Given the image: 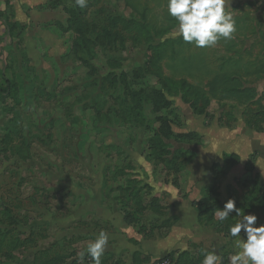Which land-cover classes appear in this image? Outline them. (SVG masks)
Here are the masks:
<instances>
[{
  "label": "rangeland",
  "instance_id": "rangeland-1",
  "mask_svg": "<svg viewBox=\"0 0 264 264\" xmlns=\"http://www.w3.org/2000/svg\"><path fill=\"white\" fill-rule=\"evenodd\" d=\"M19 2L0 0V264H93L88 243L101 231L111 243L122 237L100 207L118 205L156 237L177 222L174 194H197L193 234L203 243L169 253L167 264H201L214 250L230 264L246 234L229 228L243 213L264 224L252 201L264 196V179L227 151L230 131L264 110V76L248 66L264 51L256 27L243 23L231 40L197 48L176 35L168 0ZM225 8L237 23L240 6ZM9 19L23 31L10 34ZM223 72L255 100L222 99L220 82L211 92ZM229 199L241 216H208ZM111 249L102 264L144 262Z\"/></svg>",
  "mask_w": 264,
  "mask_h": 264
},
{
  "label": "crops",
  "instance_id": "crops-1",
  "mask_svg": "<svg viewBox=\"0 0 264 264\" xmlns=\"http://www.w3.org/2000/svg\"><path fill=\"white\" fill-rule=\"evenodd\" d=\"M19 3L20 5L32 7L42 2L41 0H20ZM227 3L231 5V8L240 6L241 10L238 14L247 15L252 25L259 26L260 31L264 32V0H227ZM259 58L262 59L263 56L260 55ZM262 93H264V86L260 88L259 95ZM241 127L243 129L238 131ZM241 127H238L237 131L231 130L232 134L227 136L229 145L227 151L241 157L244 161L243 165L250 166L249 171L254 170V174H259V177L264 179V121L261 124L260 131L248 127L245 123ZM203 185L199 184L198 192ZM167 191L171 195V190ZM197 199V194L194 196L171 195L173 215L177 222L174 226H170L163 235L156 237L149 235L150 230L148 228H146L144 234H141L138 233V229L136 230L135 227L126 224L118 205L106 209L100 207V209L108 212L101 216L110 222L114 234L122 236L116 243H111L108 240L105 253H112L111 246L116 244L118 249H129L130 255L133 252L143 255L144 262L142 264H154L171 252L188 250L190 243H203L193 234V226L198 223V212L195 205H193V202ZM112 213L114 215L112 218L115 221H112V218L108 219L112 216Z\"/></svg>",
  "mask_w": 264,
  "mask_h": 264
},
{
  "label": "clouds",
  "instance_id": "clouds-1",
  "mask_svg": "<svg viewBox=\"0 0 264 264\" xmlns=\"http://www.w3.org/2000/svg\"><path fill=\"white\" fill-rule=\"evenodd\" d=\"M226 0H168L169 16L178 22L176 35L185 43L197 48L215 47L221 40H231L236 32V21L233 15L225 10ZM81 9L87 6V0H75ZM241 216L235 201L229 199L224 208L215 213L220 221L227 220L230 213ZM256 214L243 213L242 218L229 228L233 238L241 237L244 230L246 239H235L237 251L229 258L230 264H264V224L257 226ZM107 232L101 231L96 239L86 246V254L92 258L93 264H102V256L108 245ZM85 253H80L82 260ZM222 256L215 250L204 253L201 264H221Z\"/></svg>",
  "mask_w": 264,
  "mask_h": 264
},
{
  "label": "trees",
  "instance_id": "trees-1",
  "mask_svg": "<svg viewBox=\"0 0 264 264\" xmlns=\"http://www.w3.org/2000/svg\"><path fill=\"white\" fill-rule=\"evenodd\" d=\"M6 5H7V2H5V6ZM7 7H8V5H7ZM11 12H12V10H11ZM4 13H5V11L3 10L1 12V9H0V14H1L0 16H2ZM7 18L13 19V12L10 15L7 14ZM236 18H237L236 20H238L237 21L238 24L236 23V26L242 25L243 23H245L246 25L250 24V26L252 24V22L249 20L247 15L243 16V14H242L240 16H237ZM10 19H9V21H11ZM5 23H6V26L8 27L7 29L10 31V34H12L13 30L14 29L16 30L15 27L17 26V22L16 21H11V22H8V23L5 22ZM255 27H256V32L259 33V41L264 43V32L260 31V27L259 26H255ZM24 28H25L24 26L20 27L16 31L18 33H20V32L23 31ZM260 55H262L263 58L260 59L258 57V60H259L258 64L254 65V64L248 63V66L253 68V72L254 73H258L261 76H264V51ZM230 61L231 62H236L237 60H232L231 58H229L228 62H230ZM228 74H230V73L223 72V73L219 74V75H222L220 78H217V77L216 78L215 77L212 78V80L207 83V85L209 87V90L211 92L216 91V83L220 82L223 85L220 88V93H221L222 99L232 100V101L236 102L238 105L241 104V103H243V104L251 103V101L255 100V98L257 96V91H255L253 88L242 86L236 80H234L233 77L232 78L229 77ZM260 96H264V93H262ZM130 111H131V109H130ZM257 115H259V117H260L259 120L256 121V120H250V119L247 120V119H245L244 123L248 127L252 128V129H254L256 131H260L261 130V124L264 121V110L261 109V111L258 114H254V117L256 118ZM247 167H249V166L247 165L246 168ZM253 200L256 203H260L261 206H259V207L264 209V196L256 197V198L252 199V201ZM244 202L246 203V201H244ZM249 202H251V201H249ZM193 205H197V203L193 202ZM239 207H242V206L239 205ZM214 213H216V212H211L208 216H212L213 217ZM199 215H203V214H201V212L200 213L198 212V216ZM123 219H124L126 224H128L130 226H133V227H137L138 233H141V234L145 233L146 229H145V227L143 225L139 224V219L138 218L133 217V215L129 216L128 213L123 212ZM104 254H106V253H104ZM165 257L169 258L170 256L168 254ZM91 259L92 258L90 257V260ZM68 264H79V261L73 260V261H71Z\"/></svg>",
  "mask_w": 264,
  "mask_h": 264
},
{
  "label": "built area",
  "instance_id": "built-area-1",
  "mask_svg": "<svg viewBox=\"0 0 264 264\" xmlns=\"http://www.w3.org/2000/svg\"><path fill=\"white\" fill-rule=\"evenodd\" d=\"M157 264H167V260L165 258L161 259L160 262H158Z\"/></svg>",
  "mask_w": 264,
  "mask_h": 264
}]
</instances>
